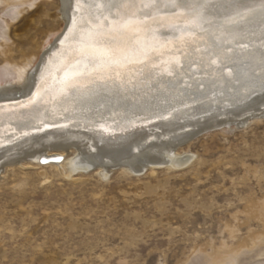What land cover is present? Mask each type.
<instances>
[{
    "label": "rangeland",
    "instance_id": "obj_1",
    "mask_svg": "<svg viewBox=\"0 0 264 264\" xmlns=\"http://www.w3.org/2000/svg\"><path fill=\"white\" fill-rule=\"evenodd\" d=\"M35 5L19 24L0 6L13 62L33 57L30 69L65 29L60 0ZM3 59L0 49V84ZM247 120L179 146L187 158L179 169L69 173L76 149L61 170L51 163L60 150L43 165L3 167L0 264H187L198 253L221 262L264 242V115Z\"/></svg>",
    "mask_w": 264,
    "mask_h": 264
},
{
    "label": "bare ground",
    "instance_id": "obj_2",
    "mask_svg": "<svg viewBox=\"0 0 264 264\" xmlns=\"http://www.w3.org/2000/svg\"><path fill=\"white\" fill-rule=\"evenodd\" d=\"M60 1L64 32L34 69H30L33 57L20 64L13 62L16 48L8 34L9 25L0 21V41L10 45L3 50L0 44L4 57L0 171L22 163L43 165L49 150L62 152L51 161L61 170L70 149L78 154L67 161L69 173L87 171L92 164L102 170L101 175L110 171V164L137 175L141 169H179L187 164V158L176 152L179 146L213 128L239 127L247 119L259 120L264 115V88L260 86L264 67L259 63V53L264 51V13L260 0H239L256 10L231 35L219 31V26L237 0H211L212 24H205L204 31L194 30L195 35L185 37V44L177 42L179 32L166 24H153L146 42L155 50L149 51L148 66L132 63L124 70H131L134 87L97 88L74 103L49 99L39 106L28 105L42 87V77L47 78L43 86L54 90L65 70L66 37L73 19L83 10L77 11L76 0ZM0 6L12 24L23 22L39 8L35 0H0ZM216 57L218 64L211 65ZM262 243L243 247L219 263L198 253L187 264H264Z\"/></svg>",
    "mask_w": 264,
    "mask_h": 264
},
{
    "label": "snow or ice",
    "instance_id": "obj_3",
    "mask_svg": "<svg viewBox=\"0 0 264 264\" xmlns=\"http://www.w3.org/2000/svg\"><path fill=\"white\" fill-rule=\"evenodd\" d=\"M210 3L211 0H76L77 11H83L79 18L73 19V28L66 37L68 59L59 86L54 90L44 87L47 78L42 77L43 85L28 105L39 106L49 99L74 103L97 88L134 87L131 70H124L132 63L148 66L149 51L155 50L146 42L153 24H166L179 32L177 42L185 44V37L195 35L194 30L204 31L205 24H212L208 12ZM231 8L219 26V31L229 35L234 27H242L256 10L239 0ZM259 8L264 13V0H260ZM218 60L216 57L210 64L217 65ZM259 63L264 67V51L259 53ZM260 86L264 88V78Z\"/></svg>",
    "mask_w": 264,
    "mask_h": 264
},
{
    "label": "water",
    "instance_id": "obj_4",
    "mask_svg": "<svg viewBox=\"0 0 264 264\" xmlns=\"http://www.w3.org/2000/svg\"><path fill=\"white\" fill-rule=\"evenodd\" d=\"M108 165H109V164H108ZM110 165H111V166H110L109 170L119 168V167H118V164H114V165L110 164ZM96 168H97V165H96V164H92V165L88 166V169H89V170H94V169H96ZM143 170H144V169H141V171H136V173L139 174V173H141Z\"/></svg>",
    "mask_w": 264,
    "mask_h": 264
}]
</instances>
